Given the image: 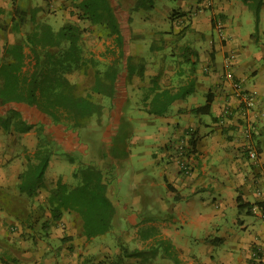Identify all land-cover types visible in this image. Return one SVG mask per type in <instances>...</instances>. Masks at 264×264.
I'll return each mask as SVG.
<instances>
[{
    "label": "crops",
    "instance_id": "crops-1",
    "mask_svg": "<svg viewBox=\"0 0 264 264\" xmlns=\"http://www.w3.org/2000/svg\"><path fill=\"white\" fill-rule=\"evenodd\" d=\"M34 2L0 0L1 54L6 45L21 44L20 38L33 28L31 13L35 19L37 12ZM178 2L179 11L191 13L190 26L195 32L191 64L169 72L176 80L157 85L160 90L174 93L183 88L188 93L161 116L147 113L145 125L153 118L160 122L161 137L155 133L145 136L156 141L145 151L153 158L156 169L148 166L146 171H152L149 174L133 169L129 182L114 174L115 184L110 182L107 187L115 214L106 234L116 235V244L125 246L113 251L109 241H96L106 234L86 239L73 214H64L49 226L43 224L49 213H39L33 198L18 192V176L24 169L17 161L12 165L10 157L2 163L1 169L8 168L5 177L0 171V241L10 237L15 255L10 257L11 264H164L162 259L169 258V254L179 264H264V220L252 211H238L236 202L239 194L250 204L264 201V38H260L264 37V0L259 7L256 36L248 30L242 34V15L249 11L242 0ZM245 22L249 25L251 20ZM217 24L222 27L220 33ZM228 74L240 80L253 97L251 109L243 111L237 104ZM208 100V113L194 111ZM226 107L231 110L228 116L223 115ZM186 132L191 137L187 160L192 174L188 177L176 165H159L167 157L174 162L177 138ZM172 134L174 142H166ZM140 138L135 137L132 144L140 145ZM249 150L256 152V161L248 159ZM125 152L119 149L121 158H111L117 167L119 161L125 164L132 158L143 160L140 153H131L128 148ZM51 189L54 187L48 188ZM122 189L125 195L117 196ZM6 223L12 224L17 233L9 235ZM124 223L130 231L122 238L120 229ZM53 243V253L58 250L57 262L49 258ZM253 248L258 251V261L251 258ZM161 250L167 253L156 262ZM147 251L153 259L142 258ZM3 256L0 254V264L6 260Z\"/></svg>",
    "mask_w": 264,
    "mask_h": 264
},
{
    "label": "rangeland",
    "instance_id": "rangeland-1",
    "mask_svg": "<svg viewBox=\"0 0 264 264\" xmlns=\"http://www.w3.org/2000/svg\"><path fill=\"white\" fill-rule=\"evenodd\" d=\"M34 1L35 10H37L35 15L37 23H47L54 30L65 23H72L80 28L82 58L86 67L69 75V79L71 83L75 84L78 94L83 96L90 94L91 100L102 106L101 114L93 115L85 120L83 126L79 129L49 125L40 131L39 128H35L26 133H19L13 131L12 128L6 131L0 126V171H2L3 177L7 174L6 169H8L7 167L1 169L4 167L2 163L6 158L11 157L14 162L12 165L19 162V168L25 169L27 165L26 158L34 161L33 154L38 145L47 147L51 151L50 161L43 178L45 183L39 194L32 199L34 206L39 208V213L43 214L45 200L49 193L54 190L49 191L48 188H55L59 181L61 183L63 181V184L69 188L76 186L78 180L74 178V173L89 164L100 169L108 178L111 177L110 182L113 185L116 177L114 174L117 175L118 173V178L122 177L126 182H129L132 178L133 169H138L145 174L152 172L151 170L146 171L149 170L147 169L148 166H151L153 170L156 169L157 165L153 158L145 153L147 146L156 142L153 139H146L145 136L150 133L157 135L160 128L159 119L155 120L153 118L154 123L151 121L145 125V121L148 119L146 99L149 96V88L152 81L157 84L162 83V85L165 82L171 83L176 79L173 80L174 76L171 77L169 72H175L178 67L186 68L190 66L195 32L190 26L191 13L179 11L180 9L176 7L179 6L178 0H152L153 6L150 9H140L138 11H132V7L137 0H111L123 38L124 46L118 48L114 35H110L101 26H92L87 21L77 17L78 10L71 0ZM252 15L250 9L244 11L241 26L242 34L247 30L254 31V36L258 34V28L253 24ZM248 18L251 20L249 25L245 22ZM31 26L33 27L34 24H31ZM20 40L23 43V38H20ZM24 49L27 53L28 48L26 45ZM128 56L134 69L133 75L127 80L124 73V77L118 79V94L111 105L108 97L93 93L92 87L96 84L97 78L106 81L103 79L104 74L111 67L117 71H122ZM4 60L3 54L0 53V63ZM139 71L143 73L142 80L138 76ZM29 111V109H24V116L28 118L31 114L33 120L37 122L36 115ZM172 130L171 127L170 131ZM111 134L118 137L112 138ZM159 136L161 137V134ZM174 136V134L170 135L166 142H174ZM135 137H142L140 138L142 140L140 145L132 144L131 141ZM184 137L185 135L181 134L177 140ZM120 140L125 143L123 145H126V149L128 148L131 153H140L139 155L143 160L137 162L132 158L131 162L125 164V161H119L120 166L117 167L116 162L111 160L112 149L110 146L115 143L117 147ZM118 148H122L121 145ZM151 149L153 150V148ZM167 163L172 164L171 166L175 165L172 160L169 161V157L164 158V163L160 162L159 165L163 167ZM107 164L109 165L108 170ZM121 168L123 169L121 170ZM118 195L120 197L125 195V190L122 189L121 194L118 193ZM5 225L9 235L17 233L12 224L8 225L6 223ZM128 229L129 227L124 223L120 229L122 235L124 233L122 238H125V232L130 231ZM96 241H109V243H112V245H109L110 250L113 251L118 249L119 246H125L123 243L122 245L121 243L116 244L119 238L114 234L98 237ZM52 245L49 258L56 261L59 258L58 250L57 253H53L56 244L53 243ZM13 249L10 237L7 240L0 241V254H3V257L15 258ZM130 249L132 250L133 246ZM165 253H167L166 250L159 251L160 256L155 257L156 262H159L162 259L161 256ZM141 256L143 259H153L152 257H154L150 251L141 254ZM174 257L170 258L169 254V258H166L168 260L163 258L162 261L165 262L164 264H175L174 259L176 258Z\"/></svg>",
    "mask_w": 264,
    "mask_h": 264
},
{
    "label": "trees",
    "instance_id": "trees-1",
    "mask_svg": "<svg viewBox=\"0 0 264 264\" xmlns=\"http://www.w3.org/2000/svg\"><path fill=\"white\" fill-rule=\"evenodd\" d=\"M77 8V17L87 21L92 26H101L110 35L115 36V43L122 48L123 38L117 16L111 0H71ZM253 12L257 28L261 0H242ZM152 0H137L132 11L150 9ZM34 17V12L31 13ZM31 17L33 28L25 34L23 43L11 44L4 47L2 63H0V126L4 130L26 133L32 129L40 131L46 126H64L68 129H79L85 120L93 115H100L102 106L94 103L89 95L77 93L75 84L71 83L69 75L83 70L86 65L82 58L81 30L72 23H65L54 30L47 23H37ZM36 22V23H35ZM24 44V45H23ZM28 52H25L24 46ZM131 59L127 58L122 71L110 68L103 77L97 78L92 92L108 97L111 105L118 94L119 78L133 75ZM122 73V74H121ZM140 80L143 73L139 71ZM186 89L171 92L169 89L160 90L155 81L149 88L146 99L147 113L161 116L177 99L186 95ZM24 109H29L36 115L37 122L31 114L24 116ZM206 114L209 111L208 102L194 110ZM119 135V134H118ZM117 136V135H116ZM114 136V138L116 137ZM118 137V136H117ZM122 140L112 144L111 158L118 160L119 149L126 150ZM121 145L122 148H118ZM123 145V146H122ZM51 151L38 145L33 154L34 161L26 158L27 165L18 176V192L31 199L39 194L43 187V178L50 161ZM78 184L69 188L57 183L45 200L44 210L49 213L46 224L59 221L64 214H73L81 224L82 235L91 239L104 235L111 229L115 214L113 204L107 197V187L110 178L94 165H87L74 173ZM238 211L243 209L249 213L256 206L264 213V201L255 204L248 203L239 194L236 198ZM7 264L11 259L5 256ZM12 262V261H11ZM175 264H179L174 259Z\"/></svg>",
    "mask_w": 264,
    "mask_h": 264
},
{
    "label": "built area",
    "instance_id": "built-area-1",
    "mask_svg": "<svg viewBox=\"0 0 264 264\" xmlns=\"http://www.w3.org/2000/svg\"><path fill=\"white\" fill-rule=\"evenodd\" d=\"M221 29H222L221 25L217 24L216 30L218 33H220ZM227 77L230 79L232 94L239 107L243 111L251 109L254 105V99L251 96V94L243 88L242 82L240 80L232 78L230 74H228ZM230 114H231V110L229 109V107L224 108L223 115L228 116ZM190 138L191 137L189 136V132H186L185 137L176 142L175 151L173 153V159L175 165L177 166L179 171L187 177L192 174V167L190 166L187 160V153H188L187 150L188 148H190V144H189ZM247 157L251 161H256L257 154L255 151L249 150L247 153ZM251 211L264 220V213L259 208L254 206L252 207ZM251 258L253 261L255 259L256 261H258L260 258L258 255V251H254V248L251 250Z\"/></svg>",
    "mask_w": 264,
    "mask_h": 264
}]
</instances>
